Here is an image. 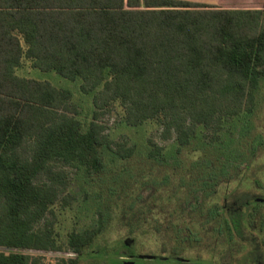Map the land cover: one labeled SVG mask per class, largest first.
<instances>
[{"label":"rangeland","instance_id":"1","mask_svg":"<svg viewBox=\"0 0 264 264\" xmlns=\"http://www.w3.org/2000/svg\"><path fill=\"white\" fill-rule=\"evenodd\" d=\"M11 35L22 51L16 65H0V116L23 120L19 156L30 160L46 127L66 119L83 128L97 123L106 142L98 173L86 177L76 165L51 161L34 181L45 196L34 229L47 230L54 246L0 251L28 254L35 264H246L253 257L264 264V204L253 207L264 198V80L251 96L246 84L242 93L172 87L155 113L141 118L103 84L85 91L80 77L41 70L27 56L23 35ZM50 88L56 103L43 105L41 93ZM63 89L69 94L62 96ZM191 129L196 139L182 145ZM222 206L233 216L245 211L243 238L228 240ZM85 231L96 234L75 252L70 236Z\"/></svg>","mask_w":264,"mask_h":264},{"label":"trees","instance_id":"2","mask_svg":"<svg viewBox=\"0 0 264 264\" xmlns=\"http://www.w3.org/2000/svg\"><path fill=\"white\" fill-rule=\"evenodd\" d=\"M11 32L23 35L27 56L41 70L69 80L80 77L85 91L103 84V92L128 101V109L141 118L153 115L172 87L178 93L214 92L217 86L242 93L246 84L251 96L264 80L263 12L257 9L182 0H0L1 66L8 61L16 65L21 55ZM30 85L41 89L36 81ZM56 93L43 90L39 101L55 105ZM24 134L20 116H0V246L47 249L54 246L49 232L34 229L45 200L34 181L51 161L76 165L86 177L98 173L106 138L95 122L83 128L66 119L46 127L26 160L17 153ZM194 134L195 129L183 131L180 143L191 144ZM248 149L240 163L248 162L257 148ZM130 154L129 149L122 156ZM223 212L228 240L243 238L245 211L234 216ZM95 234L74 233L70 246L83 252ZM104 252L99 254L106 256ZM32 262L28 254L0 251V264Z\"/></svg>","mask_w":264,"mask_h":264},{"label":"crops","instance_id":"3","mask_svg":"<svg viewBox=\"0 0 264 264\" xmlns=\"http://www.w3.org/2000/svg\"><path fill=\"white\" fill-rule=\"evenodd\" d=\"M198 3L220 9H257L263 12L264 25V0H182Z\"/></svg>","mask_w":264,"mask_h":264},{"label":"flooded vegetation","instance_id":"4","mask_svg":"<svg viewBox=\"0 0 264 264\" xmlns=\"http://www.w3.org/2000/svg\"><path fill=\"white\" fill-rule=\"evenodd\" d=\"M255 202L259 203V204H264V198H256ZM226 210H227V207L226 206H222V211H226ZM250 253H252V252H250ZM122 256L127 257V256H130V255H125V253H124ZM134 263L136 264V260L134 261ZM259 263H261V262L259 260L254 259V257H253V259H250L248 262H246V264H259Z\"/></svg>","mask_w":264,"mask_h":264}]
</instances>
